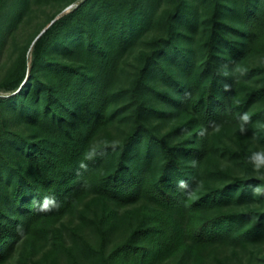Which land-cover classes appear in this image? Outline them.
I'll return each instance as SVG.
<instances>
[{"label":"trees","instance_id":"trees-1","mask_svg":"<svg viewBox=\"0 0 264 264\" xmlns=\"http://www.w3.org/2000/svg\"><path fill=\"white\" fill-rule=\"evenodd\" d=\"M170 1L159 12L156 0H0V51L33 5H56L0 82V264L50 236L55 255L82 264L58 224L88 198L100 242L83 241L99 264H210L212 247L264 242V196L249 187L264 181L248 161L264 148V64H251L264 55V0ZM137 47L130 84L118 88L121 60ZM224 64L246 75L218 74ZM118 120L131 122L123 137L102 136ZM212 120L220 131L201 138ZM229 130L235 146L220 143ZM112 141L115 150L98 148ZM90 147L96 156L78 176ZM218 152L243 172L213 167ZM44 196L60 208L37 211Z\"/></svg>","mask_w":264,"mask_h":264},{"label":"rangeland","instance_id":"rangeland-1","mask_svg":"<svg viewBox=\"0 0 264 264\" xmlns=\"http://www.w3.org/2000/svg\"><path fill=\"white\" fill-rule=\"evenodd\" d=\"M149 1V0H148ZM158 2V11H162L168 5L170 0H156ZM71 5L66 8L69 10ZM56 5H33L29 13L21 19L20 22L13 28L12 32L5 36L3 49L0 51V82L6 75L10 66L12 65L19 48L29 42L30 38L35 35L36 31L41 25L49 18V16L55 11ZM6 20V18H4ZM157 32L156 29L152 30V33ZM151 33V34H152ZM141 47V45L139 46ZM137 47L135 50L125 53L121 63L122 70L118 76L116 87L121 88L127 86L134 75L137 66ZM31 55L29 56V59ZM262 63L264 64V55H259L251 60V64ZM0 93H3L0 90ZM129 120H118L111 126L104 136L107 139H121L127 129L130 127ZM236 135L234 130H229L222 135L221 144L235 146ZM264 148L258 147L256 151ZM240 161L229 158L227 155H223L220 152L214 154L212 166H220L222 173H241ZM95 210H99L98 204H92L89 202V198L84 204L80 206L79 211L74 215L65 217L58 226L62 229L66 241V245L72 248L77 258L82 264H99L96 261L95 254L88 246H85L83 239L89 240V243L97 247L99 246V235L97 229H95L91 219L94 217ZM121 211H124L122 208ZM125 233V228L117 227L113 228L109 232V245L114 244L117 240L121 239ZM52 238H41L37 241V252L34 254H27L25 258H22L19 254L15 255L6 264H73L68 255L63 251H60L56 255L53 253ZM208 262L210 264H264V242L253 245H220L212 247L207 250ZM175 259L167 261L162 264H173Z\"/></svg>","mask_w":264,"mask_h":264},{"label":"clouds","instance_id":"clouds-1","mask_svg":"<svg viewBox=\"0 0 264 264\" xmlns=\"http://www.w3.org/2000/svg\"><path fill=\"white\" fill-rule=\"evenodd\" d=\"M218 74H222L225 77H228L230 74L232 75H238L240 77L246 75V70L240 68L239 66H235L231 69V73L229 72L228 65L224 64L221 65L220 70H218ZM224 91L229 92L232 90V85L230 83H223L222 85ZM190 93H185L186 97H189ZM226 113H230L231 109L226 107L225 108ZM238 124L237 128L241 135H245L248 132V125L251 123V116L248 112H243L238 114L237 116ZM221 128V125L217 123L215 120L209 121L206 126H201L198 135L203 138L208 135L209 130L219 132ZM187 131V130H185ZM112 148L115 150L118 147V142L112 141L111 143L105 142L102 146H98V148H102L105 153L108 148ZM97 147H90L86 152L84 153L83 159L79 162L78 165V171L77 175H81L83 172H86L88 170V166L83 163L84 160H93L96 156V153L98 151ZM249 163L253 166V169L255 171L256 179L260 181H264V149L259 151H254L251 153V155L248 157ZM192 167H196L198 162L197 160L193 159L190 161ZM83 170V172L81 171ZM194 183H199L195 182ZM251 192L253 196H264V183L257 184V185H250ZM177 188L181 190L185 196L188 199H191L194 195V189L189 184V182L185 179H180L177 181ZM36 210L39 212H52L54 210H58L60 208V203L56 200L55 196H44L42 200L39 202V205L35 204ZM19 230V229H18Z\"/></svg>","mask_w":264,"mask_h":264}]
</instances>
